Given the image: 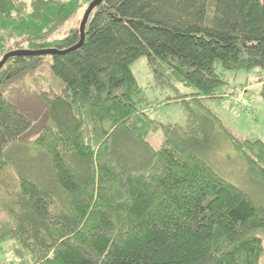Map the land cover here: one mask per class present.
<instances>
[{
    "label": "trees",
    "instance_id": "1",
    "mask_svg": "<svg viewBox=\"0 0 264 264\" xmlns=\"http://www.w3.org/2000/svg\"><path fill=\"white\" fill-rule=\"evenodd\" d=\"M80 7L0 0V62L74 48L78 29L56 35ZM48 57L60 91L39 95L49 123L20 143L33 121L8 93ZM141 57L156 83L197 97L184 102L188 123L162 125L158 148L139 109ZM220 69L264 71V0H106L79 49L10 59L0 71V175L11 168L16 180L0 182V251L12 245L23 264H261L264 207L214 158L232 149L241 177L264 191V142L238 138L206 106L227 85Z\"/></svg>",
    "mask_w": 264,
    "mask_h": 264
},
{
    "label": "rangeland",
    "instance_id": "2",
    "mask_svg": "<svg viewBox=\"0 0 264 264\" xmlns=\"http://www.w3.org/2000/svg\"><path fill=\"white\" fill-rule=\"evenodd\" d=\"M23 1L30 2V0ZM79 2L81 7L77 16L63 27L61 32L56 35L57 38L63 37L72 28L80 29L90 4L84 0H79ZM14 45L15 43L12 41L9 47ZM44 62H46L45 67L36 70L32 77L17 83L13 90L8 93L10 101L17 104L33 121L31 131L20 140V143L28 145L36 139L43 126L49 123L45 105L39 95H52L60 91L58 81L50 73V58H45ZM132 71L138 85L146 95H144V100L139 101V109L154 120V127L151 128L147 136L148 142L153 147L158 148L165 138L162 125L188 123L184 104L187 101H196L197 97H182L175 92L168 82L156 83L146 57H141L134 62ZM220 71L227 85L222 87L218 94H215L214 99L205 98L206 106L238 138L258 139L264 142V99L260 96L264 87V82H262L264 71L259 69L237 72L220 69ZM180 90L185 94L195 93L194 90L182 86ZM186 99L188 100L185 101ZM214 160H216L218 172L223 177L247 191L256 202L264 207V191L260 190L258 186H252L248 180H244L243 176L241 177L243 172L237 165L239 163L238 153L232 149L221 148L220 152L216 151ZM5 180L9 182L16 180L13 169L9 168L0 175V182L3 183ZM0 200H3L1 196ZM4 220L3 214L0 213V224ZM12 247L10 244L4 245L6 251H0V264H23L21 258L12 253ZM261 264H264V255Z\"/></svg>",
    "mask_w": 264,
    "mask_h": 264
},
{
    "label": "water",
    "instance_id": "3",
    "mask_svg": "<svg viewBox=\"0 0 264 264\" xmlns=\"http://www.w3.org/2000/svg\"><path fill=\"white\" fill-rule=\"evenodd\" d=\"M104 1L106 0H94L92 3H90L83 17L81 25H80V29H79L80 36H81L80 42L74 48H72L71 50H66V51H59L56 49H46V50H39V51H28V50L13 51V52L6 54L3 60L0 62V71L6 65V63L12 58L34 57V56H51L52 57V56L59 55V54H66L72 50L79 49L80 47H82L86 40V27L90 19V16L93 13V11L96 8H98Z\"/></svg>",
    "mask_w": 264,
    "mask_h": 264
},
{
    "label": "bare ground",
    "instance_id": "4",
    "mask_svg": "<svg viewBox=\"0 0 264 264\" xmlns=\"http://www.w3.org/2000/svg\"><path fill=\"white\" fill-rule=\"evenodd\" d=\"M245 89V88H244Z\"/></svg>",
    "mask_w": 264,
    "mask_h": 264
}]
</instances>
